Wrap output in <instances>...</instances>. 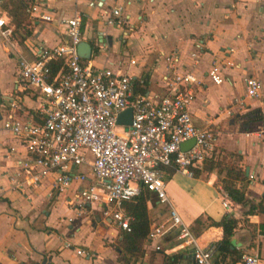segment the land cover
I'll return each mask as SVG.
<instances>
[{"label": "crops", "instance_id": "1", "mask_svg": "<svg viewBox=\"0 0 264 264\" xmlns=\"http://www.w3.org/2000/svg\"><path fill=\"white\" fill-rule=\"evenodd\" d=\"M23 1L27 8L33 5L49 14L51 20H32L26 12V21L15 28L6 15L11 33L8 42L0 38L1 95L14 92L17 56L32 59L34 46H52L65 39L57 24L61 17L81 16L82 41L91 45L93 66L144 78L148 94H163L160 75L166 69L164 56L176 54L178 70L191 68V53L200 42L194 74L201 83L189 109L196 126L215 130L219 152L238 155L244 179L235 182V187L243 191L245 201L229 200V208L224 209L218 177L206 171L196 176L179 171L164 175L165 193L200 244L217 239L219 228L209 221L227 214L237 220L231 237L233 248L256 254L258 264H264V213L249 208L264 192V134L243 135L245 130L264 128V0ZM96 2L104 9L120 6L130 29L106 25ZM96 40L105 50H94ZM129 58L135 60L133 65ZM214 60L220 68L219 84L206 77ZM247 76L261 82L257 97H244L243 79ZM19 105L30 110L32 102L20 93ZM25 158L24 148L0 129V264H119L115 240L121 229L94 204L74 210L68 192L49 194L50 176L26 193L9 189L8 174ZM145 204L149 230L165 219L167 205L158 203L150 193ZM155 244L159 250L154 249ZM141 248L135 264H167L170 255L177 256L175 264H193L189 249L178 246L175 231L152 241L145 235ZM76 250H84L88 256Z\"/></svg>", "mask_w": 264, "mask_h": 264}, {"label": "built area", "instance_id": "2", "mask_svg": "<svg viewBox=\"0 0 264 264\" xmlns=\"http://www.w3.org/2000/svg\"><path fill=\"white\" fill-rule=\"evenodd\" d=\"M95 5L106 25L130 29L120 6L104 9L100 2ZM26 12L32 20H51L33 5ZM7 19L1 12L0 38L4 42L11 33ZM57 24L65 39L52 46H34L32 59L17 56L14 92L0 94V129L9 132L26 154L7 176L9 189L26 193L50 176L49 194L68 192L74 210L94 204L103 217L125 231L130 216L123 212L122 203L146 190L158 203L167 205L165 219L151 226L146 240L175 231L178 246L189 249L193 264H214L215 242H198L169 204L163 182L165 170L190 176L192 168L219 154L215 130L196 126L189 109L201 83L194 74L200 42L191 53V68L178 70L179 57L174 53L164 56L166 69L160 75L163 94H148L135 90L134 84L143 86L142 78L93 66L89 58L78 55L76 47L82 41L79 14L61 17ZM92 46L96 51L105 50L100 40ZM50 63L58 64L55 71ZM128 63L133 65L135 60L129 58ZM219 70L214 60L206 71L213 84L222 81ZM243 85L244 97L259 95L261 82L257 78L247 76ZM20 93L31 100L32 117L15 114ZM127 108L131 110L130 123L117 124L118 114ZM263 134L264 128L243 132L244 137ZM188 140L192 143L181 149L180 144ZM219 197L221 206L228 209L227 195L220 190ZM154 249L160 248L155 244ZM76 253L88 256L84 250ZM258 261L256 254L241 253L234 264Z\"/></svg>", "mask_w": 264, "mask_h": 264}, {"label": "trees", "instance_id": "3", "mask_svg": "<svg viewBox=\"0 0 264 264\" xmlns=\"http://www.w3.org/2000/svg\"><path fill=\"white\" fill-rule=\"evenodd\" d=\"M26 9V2L23 0H0V13L4 12L14 23L15 28L26 21ZM57 66V63H50L53 71L56 70ZM143 81V86L134 84L136 91L145 92V79ZM16 112L25 117L33 116L32 110L19 104L16 107ZM237 157L238 155L234 153L220 150L217 157L204 160L199 168H192L191 176L198 175L200 171L214 172L218 177L220 190L227 195L228 199L234 203H242L245 201L243 191L235 187V182L244 179L243 171L238 166ZM171 172L172 170H165V177ZM148 194L146 190H141L138 195L122 203V210L130 216V219L128 222L129 230H119L118 238L115 240L119 264H135L137 258L142 254L141 246L149 224L145 204ZM249 208L264 213V192L255 204L249 205ZM236 224L237 220L227 214L221 216L217 221H209V225L219 228V235L214 241L216 245L212 259L214 264H234L241 254L239 250L229 247V240ZM261 228L263 229L264 226ZM176 258V255L168 256L166 258L169 259L167 264H175Z\"/></svg>", "mask_w": 264, "mask_h": 264}, {"label": "water", "instance_id": "4", "mask_svg": "<svg viewBox=\"0 0 264 264\" xmlns=\"http://www.w3.org/2000/svg\"><path fill=\"white\" fill-rule=\"evenodd\" d=\"M77 53L80 57L88 59L90 57L91 45L86 41H80L76 47ZM131 110L129 108L121 111L117 116V124L128 125L130 123ZM192 143V140L185 141L180 144L181 149H185ZM235 245L234 240H229V247L233 248Z\"/></svg>", "mask_w": 264, "mask_h": 264}, {"label": "rangeland", "instance_id": "5", "mask_svg": "<svg viewBox=\"0 0 264 264\" xmlns=\"http://www.w3.org/2000/svg\"><path fill=\"white\" fill-rule=\"evenodd\" d=\"M195 233V232H194Z\"/></svg>", "mask_w": 264, "mask_h": 264}]
</instances>
